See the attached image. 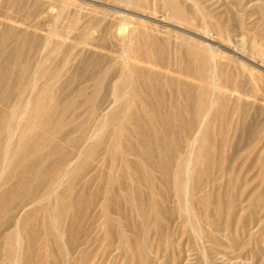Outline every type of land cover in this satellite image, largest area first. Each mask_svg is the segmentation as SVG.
<instances>
[{
  "label": "rangeland",
  "instance_id": "rangeland-1",
  "mask_svg": "<svg viewBox=\"0 0 264 264\" xmlns=\"http://www.w3.org/2000/svg\"><path fill=\"white\" fill-rule=\"evenodd\" d=\"M263 99L264 0H0V264H264Z\"/></svg>",
  "mask_w": 264,
  "mask_h": 264
},
{
  "label": "bare ground",
  "instance_id": "bare-ground-1",
  "mask_svg": "<svg viewBox=\"0 0 264 264\" xmlns=\"http://www.w3.org/2000/svg\"><path fill=\"white\" fill-rule=\"evenodd\" d=\"M127 3V2H126ZM40 5V4H39ZM103 28V27H102ZM187 30V29H186ZM130 33V32H129ZM89 37V36H88ZM121 38V37H120ZM121 40H122V38H121ZM48 41V40H47ZM64 41V40H63ZM3 44V43H2ZM122 44V43H121ZM83 48V47H82ZM211 55H213V54H211ZM125 56V55H124ZM132 58H134V57H132ZM137 61V60H136ZM140 61V60H139ZM127 62V61H126ZM145 62V61H144ZM126 64V63H125ZM245 75V74H244ZM187 86V85H186ZM32 87V86H31ZM208 96V95H207ZM264 100V99H263ZM211 103V102H210ZM201 105H202V103H201ZM162 107V106H161ZM206 107V106H205ZM25 109V108H24ZM26 110V109H25ZM206 110V109H205ZM210 110V109H209ZM24 111V110H23ZM245 111V110H244ZM196 131V130H195ZM197 133V132H196ZM13 134H15V133H13ZM194 136V135H193ZM191 137V136H190ZM194 138V137H193ZM194 142V141H193ZM194 144V143H193ZM188 147V146H187ZM9 151V150H8ZM169 151V150H168ZM190 154V153H189ZM159 164V163H158ZM151 167V166H150ZM2 170V169H1ZM156 170V169H155ZM170 176V175H169ZM171 177V176H170ZM169 182V181H168ZM170 185V184H169ZM172 185V184H171ZM160 188V187H159ZM117 195V194H116ZM172 197V196H171ZM184 198H186V197H184ZM97 204H98V202H97ZM103 208V207H102ZM213 214V213H212ZM75 215V214H74ZM36 216V215H35ZM77 220V219H76ZM31 222V221H30ZM222 224V223H221ZM35 228V227H34ZM144 228V227H143ZM23 235V234H22ZM58 238V237H57ZM63 240V239H62ZM17 242V241H16ZM24 242V241H23ZM92 244V243H91ZM65 247V246H64ZM4 251V250H3ZM15 261V260H14Z\"/></svg>",
  "mask_w": 264,
  "mask_h": 264
}]
</instances>
